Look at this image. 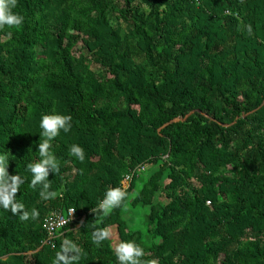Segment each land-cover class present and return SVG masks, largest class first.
Masks as SVG:
<instances>
[{"label": "trees", "instance_id": "16d2710c", "mask_svg": "<svg viewBox=\"0 0 264 264\" xmlns=\"http://www.w3.org/2000/svg\"><path fill=\"white\" fill-rule=\"evenodd\" d=\"M0 28V152L25 178L0 208V264H53L64 241L76 264H118L108 226L157 264H264V0H18ZM248 25L252 32H248ZM72 116L52 141L55 199L30 186L44 113ZM84 147L83 162L69 146ZM128 198L93 212L108 187ZM134 197V198H133ZM75 208L53 246L44 217ZM146 214L134 229L127 215Z\"/></svg>", "mask_w": 264, "mask_h": 264}, {"label": "clouds", "instance_id": "9594fccd", "mask_svg": "<svg viewBox=\"0 0 264 264\" xmlns=\"http://www.w3.org/2000/svg\"><path fill=\"white\" fill-rule=\"evenodd\" d=\"M18 0H0V28L16 27L23 23L24 17L15 9ZM248 32H252V26L248 25ZM72 116L59 111L44 113L40 119L39 134L43 137L38 143L39 158L28 164V170L32 174L30 186L36 189L40 186L39 195L43 200L55 199L58 193L50 190V173L57 174L60 163L52 150V141L60 134L61 130L68 133L72 129ZM69 155L83 162L86 157L85 149L78 143L69 146ZM9 158L0 152V208L9 210L18 216L21 221H36L40 217V211L36 207L26 208L25 204L16 199V194L21 190L25 178L19 174H10L8 171ZM129 193L125 188L108 187L103 197L98 201L93 212H100L103 216H109L114 209L128 198ZM134 198V197H133ZM113 233L110 227L97 228L92 232V242L101 245L104 241L112 239ZM114 253L118 264H145L142 258L145 255L143 246L135 240H120L115 243ZM81 257L79 245L71 240L64 241L61 250L56 253L53 264H76ZM147 264H157L153 259Z\"/></svg>", "mask_w": 264, "mask_h": 264}, {"label": "built area", "instance_id": "2783aa9c", "mask_svg": "<svg viewBox=\"0 0 264 264\" xmlns=\"http://www.w3.org/2000/svg\"><path fill=\"white\" fill-rule=\"evenodd\" d=\"M129 186V182L123 183V188ZM77 219V211L71 207L67 211L53 210L48 213L43 221L42 227L46 232L43 244H51L53 246L55 240L60 237L70 223Z\"/></svg>", "mask_w": 264, "mask_h": 264}, {"label": "rangeland", "instance_id": "374dc122", "mask_svg": "<svg viewBox=\"0 0 264 264\" xmlns=\"http://www.w3.org/2000/svg\"><path fill=\"white\" fill-rule=\"evenodd\" d=\"M127 220L129 221V224L132 228L137 229V228H143L145 226V221H146V214L143 212H140L139 208H134L128 215H127ZM113 236L111 239L112 244L115 247V243H118V239L115 236L114 232L112 231Z\"/></svg>", "mask_w": 264, "mask_h": 264}]
</instances>
